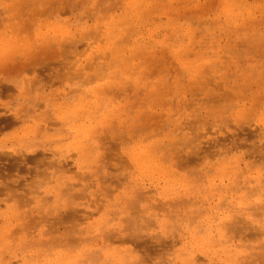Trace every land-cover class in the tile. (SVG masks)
<instances>
[{
    "label": "rangeland",
    "instance_id": "374dc122",
    "mask_svg": "<svg viewBox=\"0 0 264 264\" xmlns=\"http://www.w3.org/2000/svg\"><path fill=\"white\" fill-rule=\"evenodd\" d=\"M231 1L232 4L228 0H136L134 9L130 5V0H0V31L5 28L2 23V19H4L6 20L5 25L10 31L17 30V28L21 31L31 30L28 37L31 42L32 29H35L37 23L40 25L43 24L42 22L45 23L43 31H47L52 26L61 30L59 28L61 22L68 24L66 29L70 30L68 34L71 38L67 39L65 45L72 46V49L66 51L65 54L48 60L46 55L40 53L37 55L40 58L34 56L33 59H28L27 55L23 56L24 50H22L20 53L17 52L16 58L12 63H9L15 66L13 63L19 65L18 63L23 60L32 64H40L43 60H48V64L45 65L47 72H51L52 77L56 76H53L55 73L59 75L55 81L48 82V86H51V88L46 87L48 92H55L57 96L66 90L70 95L82 93V90L89 89L90 84L96 81L97 64L119 59L118 55L121 53H123V58L129 55V58L127 57L130 60L129 64L125 65L119 59L114 61L119 65L113 63L112 66L115 70L125 69V73H129L128 75L133 79L130 78L131 82L127 79V86L124 87L126 92L123 96L124 108H118L119 114H111V111L108 113L106 111L112 120L113 128L110 126L111 128L108 129L110 131L109 138L105 139L106 144L105 141L103 142L101 157L94 167V172L102 177L101 179L98 177L101 186L92 176L93 174H90L92 169H84V178L76 181L74 188L75 190L82 189L83 184L88 183L85 193L80 192L81 196L73 201L66 199L55 201L50 196L44 202L48 203L51 208L49 213L55 211L62 213V211L76 209L82 214L83 217L77 222V229H74V238L72 239L73 236H70L71 239H64V233L69 230H65L66 228L61 225L58 226L59 229L56 228L59 231H55V234L49 231L47 220H51L52 215L34 209L33 207L38 202L29 200L26 207L29 214L25 216V219H17L18 222L25 223L27 236H8L5 242L0 244V264H227L230 261L228 257L229 243L216 240V246H209L210 248L207 246V250L200 251L198 244L193 241L194 236L207 235L194 230L195 225L202 227L206 223L205 225L213 226L212 230H214L209 215L211 207L216 205L215 203L219 199L217 192L213 190L209 194L207 193L208 199L205 200L204 206H199L202 207V216L195 214L199 217L195 219V216L192 217V215L198 208L195 210L191 208L193 199L191 202L189 201L188 193L184 194L182 191L179 196L171 195L169 192L171 190L166 189L167 184L164 183L162 175H156L158 170L153 167L136 165L129 158V153L121 151L119 142L126 134L124 142L128 147H138L139 142L148 150H156V146H161L169 156L171 143L176 146L178 142L182 141V144L185 145L182 147L184 148L183 153H189V157L194 158L191 156L195 152L193 142L190 138L186 139L181 135L185 133L182 128L188 124L192 125L190 122H193V126H200L198 139L200 146L202 144L201 147L204 148V152L202 149L201 152L204 154L205 160L197 159L195 162L196 159H193L194 163L192 162L190 167L186 165L188 168L185 166L183 168V170L195 173L194 175L199 179L195 188L207 176L218 181L215 176L216 169L218 163L223 159L225 150L220 146V143H217L218 145L215 147L217 142L215 140L219 137L225 139L223 132L237 131L236 128L241 127L240 129H243L242 136L248 139L244 145L249 144L247 147L251 148L253 144L258 149H263L256 151L264 153V0ZM22 4L23 6H21ZM228 4L231 8L234 5V12L231 14L223 12L224 7ZM129 6L134 10H130ZM55 12L56 14H54ZM131 12L132 18H126L120 22L125 33L123 36L120 34L117 38L118 40L122 38L118 49L110 51L107 48L108 40H110L107 33L108 24L116 17L122 18ZM11 16L12 20L9 22L7 19H10ZM46 22H48L47 25ZM125 36L126 38H124ZM136 37L144 38L149 42L143 51H134L133 53L129 44H135ZM17 41L19 42V40ZM18 42L16 45L19 47ZM116 46L113 45V47ZM14 49V52L19 50L16 46ZM4 53L5 51L1 53V56L5 55ZM38 60L41 62H37ZM29 73L25 75L30 76ZM12 74L15 73L3 75H8L7 78H9ZM3 75L0 73V78H3ZM128 75H123V77L129 78ZM212 93L214 96L216 95V99H213L215 97ZM236 94L242 96L241 99L236 98L238 97ZM16 95L1 96V102H14ZM221 95L224 97L222 98ZM231 96L235 99H231ZM217 97L222 101L220 107L217 104L220 101L216 102ZM228 100L229 106L227 105ZM119 103L117 102V104ZM255 104L258 105L255 106L256 108ZM57 105L60 103H54V107ZM208 105H211L212 108ZM215 105H218V108ZM221 106H224V112ZM35 108L41 110L44 105L39 104ZM218 110L219 113H224V117L219 119ZM192 112L193 116H191ZM4 113H6L5 109L0 104V115ZM196 116L197 119L199 116V120L196 119ZM224 120L228 127L223 125ZM199 121L201 124L198 123ZM87 123L85 122V124ZM239 123H242L241 126ZM17 125L22 126L20 123ZM23 125L28 126L31 123L28 121ZM53 125L59 127L58 123ZM218 128L221 130H217ZM34 132L39 134L41 131L35 129ZM186 132L190 133L189 129ZM228 134L230 135L227 138L229 142L231 132ZM8 135L20 138L27 136V133L20 128H6L0 132V138H7ZM6 141L10 142L9 139ZM210 143L211 146H209ZM207 144L210 151H208ZM244 145L245 149L236 150L246 156L241 160L242 166L250 159H255L252 156L248 159L250 149L248 150ZM206 146L208 150L205 148ZM207 152L217 154L210 155L208 153L210 156L207 158ZM95 153L98 151L95 150ZM197 153L195 154L198 156L199 153ZM261 155L263 154L258 155L257 158ZM74 157L77 156L74 154ZM254 161L261 164L256 162L259 161L258 159ZM74 174L71 171V175ZM224 181L226 183L228 180L225 178ZM136 182L139 183V190ZM183 183L185 184V181ZM238 187L240 188L239 192L246 195L245 198H258L260 204L257 203L255 207L259 206L260 209H248L249 202L244 201L246 205L243 208L244 211L237 210L238 212L234 213L228 205L231 202L226 201L234 199L236 194L231 192L222 194L225 200V204L222 206L223 212H232L231 215L233 214L234 218L239 217V220L236 219V221L238 224L240 223L241 227L237 223L236 226L244 228L242 229L244 232L239 231V234L232 238L231 243L242 251L238 255V258L243 261L242 264H248L249 260V264H264V191L253 189V182L243 176L239 177ZM45 189V187H41L40 192L37 193L38 196H41ZM245 191L247 192L245 193ZM64 196L63 198H67V193ZM187 201L190 205H187ZM10 202L8 200L7 204ZM106 203L107 205H105ZM128 203L129 205H127ZM3 206L0 205V208ZM174 207H181V216L184 218L176 219L174 222L167 217L166 220H163L165 218L162 216L163 209H175ZM24 208L22 207L23 210H25ZM204 208H209L210 212L207 209L205 211ZM160 209L161 211H159ZM214 212L219 216L223 215L222 211H217V207ZM254 212L259 215L257 216ZM190 213H192L191 217L188 216ZM104 214H107L106 220L102 218ZM247 214H251L256 226L248 222ZM244 218L246 225L250 226L252 231L249 227L248 230H245L247 226H243L244 223L241 221ZM40 220H42L41 223L38 222ZM37 223L40 226L36 230V226L39 225ZM120 223H123L125 227L126 236H120L117 231ZM40 228L47 233L41 232L40 234ZM102 232L108 235L101 236ZM109 232L112 233V236ZM250 232L256 233V235L249 236ZM213 233L214 238L221 237L224 240L234 236L231 233L225 235L223 231ZM246 234L252 238L244 241L248 238ZM66 235L65 237H67ZM132 241L136 244H131ZM42 245H45V248ZM46 245L49 247L46 248ZM36 251L42 254L40 261L36 259V255L39 253Z\"/></svg>",
    "mask_w": 264,
    "mask_h": 264
},
{
    "label": "bare ground",
    "instance_id": "6f19581e",
    "mask_svg": "<svg viewBox=\"0 0 264 264\" xmlns=\"http://www.w3.org/2000/svg\"><path fill=\"white\" fill-rule=\"evenodd\" d=\"M135 1L136 0H130V5L133 8L134 7L136 8V5H134ZM228 1L229 3L231 2L232 4L231 0H228ZM21 6H23V4ZM17 7L19 6L17 5ZM233 7L234 5L231 8L228 4L227 6L224 7L223 12L226 14H231L234 12ZM133 8L129 6L130 10H132ZM56 12L54 14H56ZM131 14L132 12L129 13V15L123 16L122 18L116 17L112 22L108 24L107 33L109 34L108 36H110V40H108L107 48L110 51L112 50L113 52L114 49H118V44L121 43L122 40L120 41V39L122 38H119V40L117 38L120 36V34H122L123 36V33H125L122 30L123 27L120 26V22L123 21V19L125 20L126 18H132ZM7 20L10 22V20H12V16L10 19H7ZM2 23L5 28L2 31H0V73H2V75L3 74L11 75V73H15V74H12V76L9 78H7L8 75L6 76L3 75L4 77L0 78V86H1L0 104L4 107L5 112H6L3 115H0V132L6 128H14V129L20 128V129H23L25 133H27V136L16 138V136L8 135L9 137L7 138L5 137L0 138V205H4L3 207H1L2 209L0 208V244H3V242H5L8 236H27L25 232V228H26L25 223L21 221L18 222L17 219L19 220L21 218L25 219V216L29 214V211L26 208L28 206L29 200L36 201V203L38 202L33 207L34 209H38L39 211L49 213L50 212L49 210H51V208L50 206H48V203H44V202L48 198H50V196L53 197L55 201L57 200L60 201L62 199H66L67 201L69 200L73 201V199L81 196L80 192L85 193V187L88 186V183H84L82 189L75 190L74 188V185L76 184L75 182L81 178H84V175H85L84 169H88V170L92 169V172H90V174L92 173L93 175L92 174L91 175L95 178V180H97V183H99V178L101 179L102 177H99L98 174L94 172V167L96 163L98 162L97 160L101 157V150L103 149V145H104L103 142L105 141V144H106L105 139L109 138L108 136H109L110 131L108 129H110L111 127L113 128V126H111L112 120L110 119V116H108L107 113L111 111V114L112 113L119 114L120 111L118 108L123 107V96L126 92L124 87L127 86V83H128L127 79L130 82L132 79L131 76L128 75L129 73L127 72L125 73L124 71L125 69L120 68L119 70H115V68H113L112 66L113 63H117L114 61L119 60V59L121 60V62H123V64L125 65L129 64L130 62V60H128L129 55L124 56L123 58V53H121V55L120 54L118 55L119 59H114L112 61L109 60V62L107 63L97 64V69L95 71L97 75L96 77L97 79L92 84L89 83L90 84L89 89H84L81 91L82 93H78L75 95L74 94L70 95L68 93L69 91L66 90L63 92V94H61L60 96L59 95L57 96L55 95V92L51 93L50 91L48 92L47 90L49 87L51 88L50 85L48 86L49 84L48 82H51L52 80L55 81L59 75L55 73L53 76L55 75L56 76L52 77L51 72H47L45 65L48 64L47 61L49 59H53L54 57L63 55L65 54L66 51L72 49L71 48L72 46L65 45V42L67 41V39L71 38L70 34H68V32L70 33V30L66 29L68 27V24L61 22V24L59 25V28L61 30L52 26L47 31H43L42 29L43 27H45V23L42 22L43 24L41 25L37 23L35 29H32L33 34H32V42H31L29 41V38H28L31 30L21 31L20 29L17 28V30L10 31L9 28L5 25L6 20L2 19ZM47 24L48 22H46V25ZM11 29H12V26H11ZM124 38H126V36ZM17 40H19V42ZM16 42H18L17 44L19 45V47L16 45ZM148 42L149 41L145 40L144 38L136 37V43L135 44L130 43L129 46L132 47L131 49L133 53L134 51L141 52L144 50L145 45L148 44ZM151 44H155V43H151ZM113 45H117V46L113 47ZM15 46L19 48V50L14 52ZM22 50H24L23 56L27 55L26 58L28 59H33L34 56L35 58L36 57L40 58V56H37V55H39L40 53H43V55L47 56L45 57L48 60L45 59L42 62L38 60L37 62H41L40 64L39 63L32 64L31 62H27L26 60H23L20 63H18L19 65L13 63L15 66H12L11 64H9L10 62L12 63L13 59L16 58V55L20 53ZM3 51H5L4 53L5 55L1 56V53ZM123 64L122 65L120 64V66H123ZM117 65H119V63H117ZM28 72H30L29 73L31 74L30 76L25 75ZM123 75H128L130 77L124 78ZM83 83H86V82H83ZM166 86H167V83H166ZM11 94H17L16 97L14 96L15 97L14 102H6V103H3L4 101L1 102V96L11 95ZM236 96L238 95L236 94ZM223 97L224 96H222V98ZM240 97L242 96H238L236 98H240ZM213 99H216V97ZM231 99H235V98L232 97ZM218 100L220 101L219 97H217L216 102H218ZM229 100L227 104L228 106L230 103ZM203 101L204 100H202V102ZM230 101L234 102V100H230ZM56 102H59L60 105H57L54 107V103ZM117 102H120V103L117 104ZM223 102H226V101H223ZM220 103H222V101L217 103L219 104V107H220ZM39 104H43L44 108L41 110L40 109L36 110L35 107L38 106ZM256 105L257 104H255L254 107ZM215 106L216 108H218V105H215ZM224 106H221L222 111H223ZM9 107L10 109H8ZM209 107H211V105ZM217 113H218L217 116L219 117V119L224 117L223 116L224 113H219V110L217 111ZM191 116H193V112ZM196 119H197V116H196ZM197 120H199V116ZM225 120L223 122V125H225V127H228L226 126L227 123H225ZM28 121L29 123H31V125H28V126L23 125L24 123L26 124V122ZM263 121H264V117H263ZM85 122H88V123L85 124ZM18 123H20L22 126H18L17 125ZM56 123L59 124L58 125L59 127L53 125ZM190 123H192V125L188 124V126H185L182 128V130L185 131V133L181 135L184 136L186 139L190 138V140L193 142V147L195 149V152L191 156L192 157L194 156V158H190L189 153L187 154L183 153L184 148L182 147L185 145L182 144V141L178 142L176 146L171 143V149L169 150L168 148L169 150V156H168L162 150L161 146H156L155 147L156 150H153V149L148 150L139 142L140 145H138V147L136 146H133L131 148L130 146L128 147L126 145L127 143L124 142V139H125L124 137L125 136L127 137L126 134L121 138V141L119 142L121 151H125V153H129L130 155L129 158H131V160L136 165H140L141 167H153L157 169L158 172L156 175L157 176L162 175V179L164 183L167 184L166 189L171 190L169 191L171 195L175 194V196H179L182 191H184V194L188 193V195L190 196L189 201L191 202V199H193L192 201L193 204H191V208L193 210L198 208L195 210L194 215H192L193 212L188 214V216L190 217L192 215V217L195 216V219H197L199 217L196 216L195 214L202 216L201 215L202 207H199V206H204L205 200L208 199L207 193L209 194V192L213 190L214 192H217V194L219 195V199L215 203L216 205L211 207L210 209L211 212L209 208H204L205 211L207 209V211L209 210L210 212L209 218L211 219V222L214 225V230H212L213 226L205 225L206 223L202 227H198L197 225H195L194 230L199 231L200 233H206L207 235L206 236H194L193 235L194 236L193 241L195 244H198L199 246L198 248L200 249V251L207 250L208 249L207 246L208 247L216 246L217 245L216 240L223 242V243H229L230 245H229V250H228L229 251L228 257L230 261L227 262V264H242L243 261L238 258L239 257L238 255H240L242 251L240 250L238 246L232 245L231 242H232V238L235 237V235L237 236L239 234V231L241 233L244 232L242 231V229L244 228L238 227L239 228L238 230L236 226L238 224L236 219H238L239 217L234 218L233 214L231 215L232 212H229V213H226V211L225 213L223 212L224 209H222V206L223 204H225V200L223 199L222 194L227 193V192L236 194L234 199H232L231 201H226V202H231L230 204L228 203L226 204L229 205V207L234 213H237L238 212L237 210L244 211L243 208L246 206L244 201L249 202L250 207L248 209H252V208L256 210L260 209L259 206L255 207L257 203L260 204L258 202V198L257 199L252 198V197L245 198L246 195L239 192L240 188L238 187V181H239L240 176L246 177V179L253 182L254 184L253 189L257 191H264V177H262L264 175V156H263L264 153L258 152L263 149L260 150L258 149V147H256L253 144L252 146L250 145L252 149L247 147L249 144L245 146L246 145L245 142L248 139L242 136L241 132L243 129H240L241 127L240 128L237 127L236 128L237 131L231 130V131L223 132L225 133L223 135L225 136V139H221L219 137L218 139L215 140L217 141L215 144V147H217L216 145L220 143V146L225 150L222 156L223 159L218 163L217 169H216L215 176H217L218 181L207 176L203 180V182L197 188H195V186L197 185V181H199V179L197 178L196 175H194L195 173L193 174L192 172L183 170V168L184 166L185 168H188L187 167L188 165L190 167L193 162V159H196L195 162L197 161V159L204 161L205 157H204V154L201 152L202 150L204 152V148L201 147L202 144L200 146V142L198 139L199 138L198 135H200L199 130L201 128L200 126L199 127L193 126V122H190ZM198 123L201 124L200 121ZM239 124H240L239 126H241L242 123H239ZM35 129H38L41 132L39 134H36L34 132ZM187 129H189L190 133L186 132ZM217 130H221V129L218 128ZM228 132H231V137H229L228 139L229 142L227 141L228 135L230 134V133L228 134ZM176 135H179V134H176ZM7 139H9L10 142L7 143L6 141ZM209 140L211 141V139ZM226 141L228 142V144H226L227 143ZM90 143H93V144H90ZM185 144H187L186 141H185ZM243 145L247 147L248 150L250 149L249 150L250 157H248V155L246 154L248 159L251 158L252 156V158H255L254 160L256 159L259 160L256 162H260L261 164L255 163V161L252 159H250L246 163H243V166L242 164H240L241 160L243 159L245 155L236 150H239V149L241 150V148H243ZM207 146L205 148L208 150V147L211 146V143L208 147ZM193 147L191 149H193ZM108 148L111 149L110 147ZM133 148H135V150H132ZM113 149L114 147L112 148V151ZM257 149L258 151H256ZM95 150H97L98 153H95ZM208 151H210V147ZM196 152L202 153V154L199 153L198 155L199 158L195 154ZM208 153L210 154V152L206 153L207 158L208 156L212 154H217L215 152L214 153L211 152V154L208 155ZM259 153L263 155L259 156L260 158L259 157L257 158V156L260 155ZM74 154L77 157H74ZM181 157H182V160H181ZM252 165L254 166V169ZM71 171L72 173H75V174L71 175ZM225 178L228 180L226 183L224 181ZM184 181L186 185L183 183ZM99 185L101 186L100 183ZM136 185L138 186L139 183L136 182ZM137 186L134 185V187H137ZM41 187H45L46 189L44 190L45 192L41 194V196L40 195L38 196L37 193L40 192ZM189 188L192 190H190ZM137 189L139 190V186L137 187ZM251 189L250 191L254 192V190H251ZM246 192L247 191H245V193ZM66 193L68 195L67 198H63L64 194L66 195ZM89 193L93 194L91 192ZM90 199L92 200V198ZM8 200L11 202L7 204ZM189 201H187V205L189 204ZM181 202L182 201H180V203ZM183 202L186 203L185 200H183ZM184 203H181V204L184 205ZM105 205H107V203ZM127 205H129V203ZM21 206L23 208L25 207L24 208L25 210H23ZM161 207H163V205ZM216 207H217V211L223 212L222 216H219L218 213L214 212V209ZM151 208H153V206ZM180 208L181 207H178L175 209L168 208V210L163 209L164 212L162 216H165L163 220H166V217L169 220L172 219L171 220L172 222H174L176 219H183L184 217L181 216L182 212ZM56 209H59V208H56ZM107 210H108V207H107ZM159 211H161V209ZM53 213L48 214V215L50 214L52 215L51 220L50 219L47 220V222H49L47 224L49 231H52L53 234H55L56 233L55 231H59L58 226L61 225L62 227L64 226V228H66L65 230H69L68 232H66L68 233V235L64 233L63 235L64 239L65 238L71 239L70 236H73L72 237L73 239L75 236L74 229L75 230L77 229L76 225H78L77 222L79 221V219L83 217L81 216L82 214L79 213L76 209H70L66 212L62 211L63 214L56 213V211ZM255 214L257 216L259 215L257 213ZM155 215L158 216V214H155ZM149 216H151V214H149ZM246 217H248L249 219L248 222L251 225H255V221L254 219H252L251 214H247ZM41 218L44 219L43 216H41ZM102 218L106 220L107 214H104ZM244 220L245 218L241 221L244 223L243 226H247L245 230H248V227L251 230L252 228L246 225V220L245 222ZM41 221L42 220L38 222L41 223ZM39 223H37V225ZM197 223L201 224L199 222ZM120 224L121 225L118 226L119 228L117 229V231L120 234V236H126L125 227L123 226V223H120ZM238 225L240 226V223ZM39 226L40 224L36 226L37 227L36 230L38 229ZM56 228L58 229L56 230ZM221 231H223L225 235H229L231 233L234 236H230V237L226 236L228 237L226 238V240L222 239L221 237L214 238L213 232H215L216 234ZM41 232H43V230L40 228L39 233L41 234ZM45 232L43 233L45 234ZM253 232L252 233L250 232L251 234L249 233V236H254V234L256 235V233H253ZM109 233H110V236H112L111 235L112 233L111 232ZM57 234L58 236H60L61 232L60 234L59 233ZM106 234L107 233L104 234V232H102L101 236H107L108 234L107 235ZM65 235L67 237H65ZM35 236H40V235H35ZM251 238L248 237L247 239H245L243 237V240L245 239L244 241H246ZM133 243L134 242L132 241L131 244ZM134 244H136V242ZM50 245L52 246V244ZM53 245H56V244H53ZM238 245L241 246V244H238ZM47 246L48 245H46V248L49 247ZM43 247L45 248V245ZM36 252H39V251H36ZM40 253L41 252H39L36 255L37 260L41 258L42 254ZM139 256H140V253H139ZM249 261H248V264H249Z\"/></svg>",
    "mask_w": 264,
    "mask_h": 264
}]
</instances>
